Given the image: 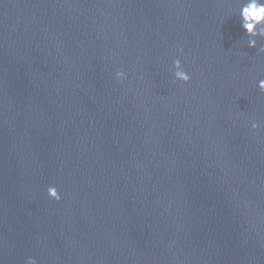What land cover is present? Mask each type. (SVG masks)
Returning a JSON list of instances; mask_svg holds the SVG:
<instances>
[{"label": "water", "instance_id": "water-1", "mask_svg": "<svg viewBox=\"0 0 264 264\" xmlns=\"http://www.w3.org/2000/svg\"><path fill=\"white\" fill-rule=\"evenodd\" d=\"M245 2L0 0V264H264Z\"/></svg>", "mask_w": 264, "mask_h": 264}, {"label": "clouds", "instance_id": "clouds-1", "mask_svg": "<svg viewBox=\"0 0 264 264\" xmlns=\"http://www.w3.org/2000/svg\"><path fill=\"white\" fill-rule=\"evenodd\" d=\"M239 15L242 28L250 37H253L249 41V46L256 47L257 41L254 37L264 36V0H246L245 3L240 4ZM260 51L264 53V48H261ZM178 52L182 54L183 48H179ZM172 71L176 81L187 83L192 78L191 74L184 68L183 60L179 57L174 59ZM115 77L123 82L127 78V73L123 68H119L115 72ZM258 86L264 89V80L259 81ZM251 127L252 129H259L261 125L259 122L253 121ZM47 194L56 201L63 199L60 190L55 185L48 187ZM26 264H39V261L35 257L29 256L26 259Z\"/></svg>", "mask_w": 264, "mask_h": 264}]
</instances>
